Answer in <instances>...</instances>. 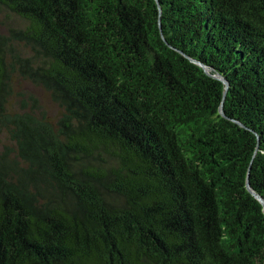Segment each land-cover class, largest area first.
I'll list each match as a JSON object with an SVG mask.
<instances>
[{
  "label": "trees",
  "instance_id": "16d2710c",
  "mask_svg": "<svg viewBox=\"0 0 264 264\" xmlns=\"http://www.w3.org/2000/svg\"><path fill=\"white\" fill-rule=\"evenodd\" d=\"M248 181L264 0H0V264H264Z\"/></svg>",
  "mask_w": 264,
  "mask_h": 264
},
{
  "label": "water",
  "instance_id": "95a60500",
  "mask_svg": "<svg viewBox=\"0 0 264 264\" xmlns=\"http://www.w3.org/2000/svg\"><path fill=\"white\" fill-rule=\"evenodd\" d=\"M186 57H188L192 62L200 65L204 71L208 74V75H211L213 77H215L216 79H219L221 80L224 84H225V91H224V95H223V100L225 99L226 97V94H227V91H228V88H229V80L223 76L220 72L218 71H215L214 68L212 67H209L208 65H206L205 63L201 62L200 60H197L195 58H192L190 57L189 55H187L186 53H184L183 51H181ZM220 111L221 113L225 115V112H224V109H223V104H221V107H220ZM247 185H248V189L263 203L264 205V199L262 196H260L256 191H254L249 183V181L247 182Z\"/></svg>",
  "mask_w": 264,
  "mask_h": 264
}]
</instances>
